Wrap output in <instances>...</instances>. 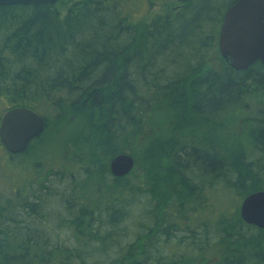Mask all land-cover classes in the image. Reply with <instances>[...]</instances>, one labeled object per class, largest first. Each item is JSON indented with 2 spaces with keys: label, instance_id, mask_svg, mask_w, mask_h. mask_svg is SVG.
<instances>
[{
  "label": "trees",
  "instance_id": "trees-1",
  "mask_svg": "<svg viewBox=\"0 0 264 264\" xmlns=\"http://www.w3.org/2000/svg\"><path fill=\"white\" fill-rule=\"evenodd\" d=\"M227 1L145 24L134 0L0 7V121H45L22 155L0 143V264H264L240 216L264 191V66L222 59Z\"/></svg>",
  "mask_w": 264,
  "mask_h": 264
},
{
  "label": "water",
  "instance_id": "water-1",
  "mask_svg": "<svg viewBox=\"0 0 264 264\" xmlns=\"http://www.w3.org/2000/svg\"><path fill=\"white\" fill-rule=\"evenodd\" d=\"M59 0H0V7L54 5ZM219 53L235 71H247L260 63L264 66V0H238L224 15L219 35ZM45 130V121L34 111L17 107L8 110L0 121V143L11 155H22ZM135 159L120 154L110 162L115 178L130 175ZM241 219L264 230V191L248 195L240 205Z\"/></svg>",
  "mask_w": 264,
  "mask_h": 264
},
{
  "label": "rangeland",
  "instance_id": "rangeland-1",
  "mask_svg": "<svg viewBox=\"0 0 264 264\" xmlns=\"http://www.w3.org/2000/svg\"><path fill=\"white\" fill-rule=\"evenodd\" d=\"M136 18L135 21L139 24H145L150 22L154 17L162 14H168L175 12L176 8L180 7L178 0H169L160 3L157 0H134ZM230 0L227 1L226 6L230 5ZM134 9V8H133ZM228 9V8H227ZM226 9V10H227Z\"/></svg>",
  "mask_w": 264,
  "mask_h": 264
},
{
  "label": "flooded vegetation",
  "instance_id": "flooded-vegetation-1",
  "mask_svg": "<svg viewBox=\"0 0 264 264\" xmlns=\"http://www.w3.org/2000/svg\"><path fill=\"white\" fill-rule=\"evenodd\" d=\"M237 1H238V0H237ZM237 1H236V2H237ZM236 2H235V3H236ZM235 3H234V4H235ZM234 4H233V5H234ZM183 6H184L183 4H180V7H179V8H176L174 11H177L178 9L182 8ZM231 6H232V5H231ZM231 6H230V7H231Z\"/></svg>",
  "mask_w": 264,
  "mask_h": 264
}]
</instances>
